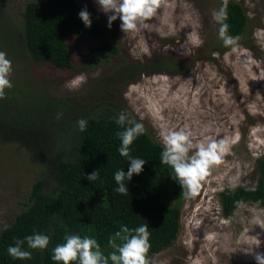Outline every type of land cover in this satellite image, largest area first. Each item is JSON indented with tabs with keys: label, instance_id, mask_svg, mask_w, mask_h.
<instances>
[{
	"label": "rangeland",
	"instance_id": "1",
	"mask_svg": "<svg viewBox=\"0 0 264 264\" xmlns=\"http://www.w3.org/2000/svg\"><path fill=\"white\" fill-rule=\"evenodd\" d=\"M32 1L43 0H0V30L2 35L11 33L0 39V51L12 62L10 82L17 91L26 86L38 94L79 102L106 98L160 142L162 133L179 129L190 130L197 144L227 141L197 195H183L176 241L154 254L150 264H256L254 253L264 252V208L244 202L227 217L219 193L226 187L255 186L259 159H264V0H236L247 10L250 24L235 50L224 46L220 24L212 17L222 0H162L145 26L128 33L121 30L119 18L108 28L111 14L103 13L96 0H78L106 27L119 52L91 65L94 40L72 37V69L38 63L23 48V12ZM11 38L9 46L4 44ZM154 56L165 61L163 71L154 72ZM139 60L145 61L144 73L130 81L117 80V72L121 75ZM115 79L116 88L110 84ZM43 173L27 149L0 141V231L25 208ZM169 202H176V196L171 194Z\"/></svg>",
	"mask_w": 264,
	"mask_h": 264
},
{
	"label": "trees",
	"instance_id": "2",
	"mask_svg": "<svg viewBox=\"0 0 264 264\" xmlns=\"http://www.w3.org/2000/svg\"><path fill=\"white\" fill-rule=\"evenodd\" d=\"M84 7L78 0H43L27 4L23 12L21 42L31 58L38 63H52L64 69L75 64L71 53V38L89 36L94 40L89 64L97 65L119 52L109 38L106 27L92 19L86 27L79 18ZM228 33L244 35L250 24L247 10L236 0H228ZM11 34L0 30L1 42ZM7 36V37H8ZM13 39L5 43L10 45ZM20 40V39H19ZM154 72L164 70V60L158 61ZM179 61V60H178ZM181 62V60L179 61ZM122 70L119 79L133 80L145 72V61L131 63ZM117 80L110 84L116 88ZM13 85L5 89L0 99V141L18 143L44 167V173L33 184L25 208L14 221L0 231V264H58L51 259L52 249L64 242L66 234L97 240L108 256L114 249L108 241L122 226L130 230L148 225L150 232L149 260L154 254L171 246L180 231L183 190L172 178L174 173L161 163L162 142L145 127L143 135L130 146V155L146 161L139 175L126 181L128 195L115 191L114 174L127 173L129 160L119 154L122 131L115 117L124 109L106 98L93 101H71L67 96L38 94L26 86ZM109 90L114 92L109 86ZM116 90V89H115ZM119 91L117 88L116 92ZM98 90H94L97 94ZM63 113L57 119L58 113ZM87 120L86 130L78 129L77 121ZM259 178L255 186L226 187L219 193L222 212L232 216L239 205L253 202L264 208V159L260 158ZM98 170L99 178L91 182L87 176ZM176 196L170 203L169 196ZM34 233L49 236L45 250H34L31 259L18 260L8 255L7 248L17 239ZM117 244L122 241L116 240ZM73 264H78L73 262ZM111 264V261H109ZM237 264V263H232Z\"/></svg>",
	"mask_w": 264,
	"mask_h": 264
},
{
	"label": "clouds",
	"instance_id": "3",
	"mask_svg": "<svg viewBox=\"0 0 264 264\" xmlns=\"http://www.w3.org/2000/svg\"><path fill=\"white\" fill-rule=\"evenodd\" d=\"M99 9L108 15V28L118 18L121 21L120 28L124 33L139 31L145 26V21L152 18L160 7L162 0H96ZM228 0H222V6L219 11H213V19L220 24L219 38L223 41L225 47H233L239 40V37L228 35L229 25L227 20ZM79 18L86 27H91V14L85 6L79 12ZM6 53L0 51V99L6 98L5 89H10V75L12 73V62L6 58ZM63 113L57 114V119L62 117ZM115 123L122 128L117 131L116 136L121 144L118 149L122 157L129 160L127 173L123 169L114 174V179L118 187L115 191L121 195H128L126 181H130L134 174L139 175L145 160L133 158L130 155V146L134 140L145 132L144 125L137 122L125 111H121L115 117ZM79 131L83 132L87 127V120L77 121ZM161 141L163 150L161 152V163L168 165L176 180L183 190L186 198L195 197L200 189L201 181L209 174V170L220 162L221 155L227 147L226 140L209 139L206 143H195L192 139V132L187 129L168 130L162 133ZM191 152V155L189 153ZM99 178V171L96 170L87 176L91 182ZM221 205V204H220ZM222 211V207H221ZM225 216V215H224ZM150 232L148 225H141L135 229H129L122 226L114 237L110 238L108 243L114 249L108 256L101 251L97 240L89 237L81 238L79 235L66 234L64 242L57 244L52 249L51 259L58 264H150L147 259V253L150 249ZM122 241L117 244L116 240ZM27 243L29 249L45 250L48 248L50 238L41 233H34L26 236L24 239H17L14 246L7 248L8 255L13 259L26 260L32 258V253L24 249ZM260 241L257 240V247ZM254 260L256 264H264V252H255Z\"/></svg>",
	"mask_w": 264,
	"mask_h": 264
}]
</instances>
